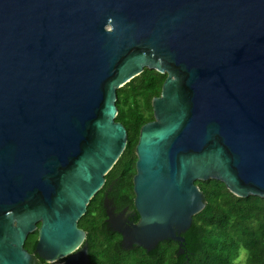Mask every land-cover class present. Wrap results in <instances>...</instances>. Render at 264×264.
<instances>
[{"label":"water","instance_id":"obj_1","mask_svg":"<svg viewBox=\"0 0 264 264\" xmlns=\"http://www.w3.org/2000/svg\"><path fill=\"white\" fill-rule=\"evenodd\" d=\"M166 73L135 145L148 251L205 207L196 180L264 197V0H0V264L54 260L121 156L116 90ZM39 224V227H37Z\"/></svg>","mask_w":264,"mask_h":264},{"label":"trees","instance_id":"obj_2","mask_svg":"<svg viewBox=\"0 0 264 264\" xmlns=\"http://www.w3.org/2000/svg\"><path fill=\"white\" fill-rule=\"evenodd\" d=\"M166 73L144 68L116 90L117 115L127 132V143L121 156L106 174L117 187L132 189L135 173V145L140 127L154 119L152 98L160 95ZM203 193L205 207L193 216L191 226L181 234L183 253L178 244L161 241L150 254H124L110 243L103 231L102 221L88 232L91 242L101 240L96 250L97 264H240L238 258L245 253L243 264H264V197L249 195L239 197L231 193L226 185L217 179L196 180ZM96 197L89 203V209L81 220V227L87 229ZM100 202V201H99ZM101 227V228H100ZM37 230L24 243L25 249H33Z\"/></svg>","mask_w":264,"mask_h":264},{"label":"flooded vegetation","instance_id":"obj_3","mask_svg":"<svg viewBox=\"0 0 264 264\" xmlns=\"http://www.w3.org/2000/svg\"><path fill=\"white\" fill-rule=\"evenodd\" d=\"M93 197H96V202L92 205L95 209L91 212V215L93 216L90 217L91 222L88 223V225L86 224L87 229L82 228L80 225L83 216L87 214L90 202L87 205L86 212L77 223L78 227L84 231V238L81 243L70 253L54 260H45L39 257L38 254L35 253V243L33 249H26L31 254L30 264H97V257L95 254L97 250L96 246H98L99 249L100 244L104 241L100 240L99 243L97 242L96 245H94L88 235V232L95 227V223H97V221L103 222V231L107 234L108 240H110V243L112 242L113 244H116L115 247L119 248L121 253L142 254L147 252L150 254L157 248L161 241L156 245V247L148 251L143 246L127 243L123 239L122 230H124L126 226H132V224L138 223L140 218V214L134 204L135 193L133 191V181L132 189L129 187H117L115 186L114 180H109L105 176L103 186ZM37 227H39V224H37ZM163 241L175 242L170 239Z\"/></svg>","mask_w":264,"mask_h":264},{"label":"rangeland","instance_id":"obj_4","mask_svg":"<svg viewBox=\"0 0 264 264\" xmlns=\"http://www.w3.org/2000/svg\"><path fill=\"white\" fill-rule=\"evenodd\" d=\"M244 258H245V253L242 252V253L240 254V257L238 258V261H239L240 264H243V262H244Z\"/></svg>","mask_w":264,"mask_h":264}]
</instances>
